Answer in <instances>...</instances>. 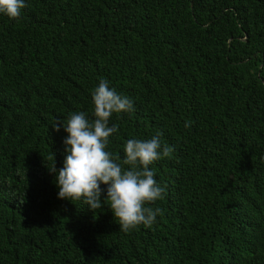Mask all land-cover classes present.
Masks as SVG:
<instances>
[{
	"label": "trees",
	"instance_id": "1",
	"mask_svg": "<svg viewBox=\"0 0 264 264\" xmlns=\"http://www.w3.org/2000/svg\"><path fill=\"white\" fill-rule=\"evenodd\" d=\"M26 4L0 14V264H264V0ZM101 79L134 103L109 121L119 162L157 132L174 149L151 227L58 198L52 125L94 119Z\"/></svg>",
	"mask_w": 264,
	"mask_h": 264
},
{
	"label": "clouds",
	"instance_id": "2",
	"mask_svg": "<svg viewBox=\"0 0 264 264\" xmlns=\"http://www.w3.org/2000/svg\"><path fill=\"white\" fill-rule=\"evenodd\" d=\"M26 7V0H0V14L9 19L19 21ZM91 95L94 119L90 120L85 112H76L70 114L66 124L57 120L52 125L57 132L62 126L68 134L63 140V167L57 171L54 165L50 170L57 173L58 198L82 200L93 211L107 202L125 233L140 225L151 227L161 209L149 205L164 198L166 186L157 183L150 165L170 157L174 149L162 144V133L157 132L151 139H129L124 145L123 161L119 162L120 157L108 150L109 138L118 131L116 125L109 126V121L113 114L134 111V103L110 88L105 79ZM101 185L107 186L103 201L105 189Z\"/></svg>",
	"mask_w": 264,
	"mask_h": 264
}]
</instances>
